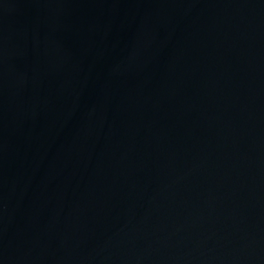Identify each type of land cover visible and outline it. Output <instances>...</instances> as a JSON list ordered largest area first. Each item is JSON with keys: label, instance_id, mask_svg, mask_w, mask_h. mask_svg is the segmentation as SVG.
Instances as JSON below:
<instances>
[{"label": "water", "instance_id": "obj_1", "mask_svg": "<svg viewBox=\"0 0 264 264\" xmlns=\"http://www.w3.org/2000/svg\"><path fill=\"white\" fill-rule=\"evenodd\" d=\"M0 264H264V0H0Z\"/></svg>", "mask_w": 264, "mask_h": 264}]
</instances>
